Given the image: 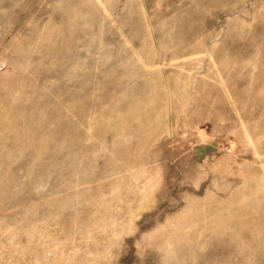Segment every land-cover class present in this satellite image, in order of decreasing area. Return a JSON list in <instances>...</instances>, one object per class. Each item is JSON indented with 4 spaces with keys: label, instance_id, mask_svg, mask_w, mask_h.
<instances>
[{
    "label": "rangeland",
    "instance_id": "rangeland-1",
    "mask_svg": "<svg viewBox=\"0 0 264 264\" xmlns=\"http://www.w3.org/2000/svg\"><path fill=\"white\" fill-rule=\"evenodd\" d=\"M0 264H264V0H0Z\"/></svg>",
    "mask_w": 264,
    "mask_h": 264
}]
</instances>
